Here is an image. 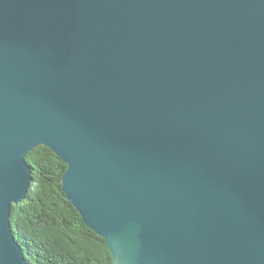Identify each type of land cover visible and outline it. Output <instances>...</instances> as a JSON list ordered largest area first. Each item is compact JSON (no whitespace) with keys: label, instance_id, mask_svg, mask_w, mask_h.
I'll list each match as a JSON object with an SVG mask.
<instances>
[{"label":"water","instance_id":"1","mask_svg":"<svg viewBox=\"0 0 264 264\" xmlns=\"http://www.w3.org/2000/svg\"><path fill=\"white\" fill-rule=\"evenodd\" d=\"M41 145L113 264H264V0H0V264Z\"/></svg>","mask_w":264,"mask_h":264},{"label":"trees","instance_id":"2","mask_svg":"<svg viewBox=\"0 0 264 264\" xmlns=\"http://www.w3.org/2000/svg\"><path fill=\"white\" fill-rule=\"evenodd\" d=\"M26 160L33 182L27 199L12 205L11 223L29 264H113L106 240L84 223L62 189L64 161L43 145Z\"/></svg>","mask_w":264,"mask_h":264}]
</instances>
